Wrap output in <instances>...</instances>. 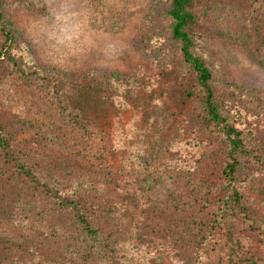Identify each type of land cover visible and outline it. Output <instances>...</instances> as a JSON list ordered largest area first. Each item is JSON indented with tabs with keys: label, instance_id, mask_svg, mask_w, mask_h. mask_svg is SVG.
Wrapping results in <instances>:
<instances>
[{
	"label": "trees",
	"instance_id": "16d2710c",
	"mask_svg": "<svg viewBox=\"0 0 264 264\" xmlns=\"http://www.w3.org/2000/svg\"><path fill=\"white\" fill-rule=\"evenodd\" d=\"M21 1L0 0V264H264V90L210 55L216 1L148 0L136 66L80 74L31 58ZM234 1L264 68V0Z\"/></svg>",
	"mask_w": 264,
	"mask_h": 264
},
{
	"label": "rangeland",
	"instance_id": "374dc122",
	"mask_svg": "<svg viewBox=\"0 0 264 264\" xmlns=\"http://www.w3.org/2000/svg\"><path fill=\"white\" fill-rule=\"evenodd\" d=\"M147 1L24 0L7 11L28 54L42 66L74 74L89 70L125 72L141 59L139 40L145 31L141 15ZM215 1L211 9L215 22H208L210 55L239 83L264 90V68L232 40L228 28H224L231 27L228 18L236 16V1ZM88 97L84 101L91 104L93 100H87ZM158 142L150 143L156 144L157 149L161 148ZM159 154L158 164L176 156L173 150L170 152L163 147ZM252 179L256 190L264 197V175L257 174ZM11 221L16 222L13 215Z\"/></svg>",
	"mask_w": 264,
	"mask_h": 264
}]
</instances>
